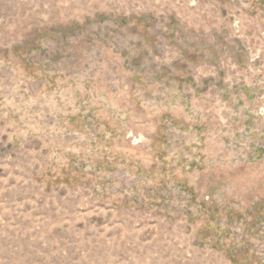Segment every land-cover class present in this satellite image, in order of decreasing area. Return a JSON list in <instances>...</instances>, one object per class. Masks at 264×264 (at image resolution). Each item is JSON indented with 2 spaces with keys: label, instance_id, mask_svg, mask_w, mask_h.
<instances>
[{
  "label": "rangeland",
  "instance_id": "374dc122",
  "mask_svg": "<svg viewBox=\"0 0 264 264\" xmlns=\"http://www.w3.org/2000/svg\"><path fill=\"white\" fill-rule=\"evenodd\" d=\"M0 264H264V1L0 0Z\"/></svg>",
  "mask_w": 264,
  "mask_h": 264
},
{
  "label": "crops",
  "instance_id": "0c3cea01",
  "mask_svg": "<svg viewBox=\"0 0 264 264\" xmlns=\"http://www.w3.org/2000/svg\"><path fill=\"white\" fill-rule=\"evenodd\" d=\"M261 1H264V0H261Z\"/></svg>",
  "mask_w": 264,
  "mask_h": 264
}]
</instances>
